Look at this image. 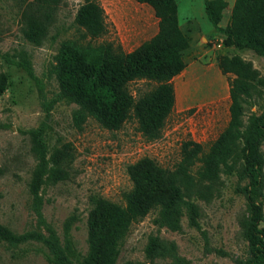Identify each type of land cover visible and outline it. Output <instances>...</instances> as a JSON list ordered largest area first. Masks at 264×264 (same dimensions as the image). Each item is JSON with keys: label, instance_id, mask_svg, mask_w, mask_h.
Segmentation results:
<instances>
[{"label": "rangeland", "instance_id": "1", "mask_svg": "<svg viewBox=\"0 0 264 264\" xmlns=\"http://www.w3.org/2000/svg\"><path fill=\"white\" fill-rule=\"evenodd\" d=\"M84 1L61 0L47 37L35 45L21 33L22 0H0V73L7 76L6 88L0 93V225L16 235L33 234L18 242L0 238V264H54L47 243L53 235L73 264L82 263L89 250L87 216L93 197L124 205L132 188L128 164L148 156L173 169L185 140L200 142L206 151L227 125L232 75L220 71L216 56L240 55L264 78L263 56L249 48L222 45V34L207 20L204 0H176L178 21L190 45L183 53L184 70L172 79L175 102L161 136L145 139L134 119L109 129L89 117L78 127L75 112L79 104L60 84L53 64L61 41L81 34L74 17ZM98 1L104 8L108 31L93 42H112L131 51L157 31L158 18L148 4ZM225 2L221 26L228 23L234 0ZM23 57L30 70L19 65ZM155 85L140 79L129 82L128 89L137 98ZM263 113L264 84L244 103L243 118L248 124L252 116ZM31 128H41L47 153L64 142L73 147L68 178L55 184L44 182L37 198L30 182L39 158L24 132ZM260 149L264 159V138ZM262 171L257 201L263 206L260 225L264 227V162ZM247 185L245 175L222 173L206 197L193 194L175 201L173 224L155 223L157 210L150 211L131 224L115 264H247L250 246L241 226L249 215ZM152 240L155 246L148 253Z\"/></svg>", "mask_w": 264, "mask_h": 264}, {"label": "trees", "instance_id": "2", "mask_svg": "<svg viewBox=\"0 0 264 264\" xmlns=\"http://www.w3.org/2000/svg\"><path fill=\"white\" fill-rule=\"evenodd\" d=\"M152 7L158 18L157 31L131 51H124L112 42H93L108 31L104 8L98 0H85L78 9L74 24L81 30L78 37L61 41L54 56L53 72L60 84L76 98L79 107L75 124L80 127L89 117L109 129H118L130 119L147 140L158 139L167 116L174 107L172 79L185 66L184 51L190 39L180 27L176 0H135ZM61 0H22L21 33L29 42L40 45L56 20ZM225 0H204L209 23L222 34L225 47L249 48L264 57V0H234L228 23L221 26ZM216 63L229 80V120L224 129L205 151L203 145L185 140L180 159L173 169L159 165L143 156L127 165L132 182L125 204L97 196L91 199L87 216L88 255L80 264H115L120 244L131 224L157 210V224H173L175 201L193 194L206 197L211 184L222 173L248 177L246 198L249 215L241 222L250 246L247 264H264L263 206L257 201L263 179L264 113L244 121V103L252 97L264 78L250 60L240 55L218 54ZM19 65L30 70L23 57ZM154 81L156 85L139 97H134L128 84L134 80ZM7 85V76L0 73V93ZM30 136L31 150L39 158L33 171L30 190L35 198L44 182L55 184L65 180L73 160V147L64 142L47 153L41 128L24 131ZM194 215L197 210L194 208ZM72 217L66 220L68 228ZM33 234L16 235L0 225V238L18 242ZM47 243L54 264H73L53 235ZM154 240L147 247L151 253ZM125 264H135L127 261ZM138 264V263H137Z\"/></svg>", "mask_w": 264, "mask_h": 264}, {"label": "crops", "instance_id": "3", "mask_svg": "<svg viewBox=\"0 0 264 264\" xmlns=\"http://www.w3.org/2000/svg\"><path fill=\"white\" fill-rule=\"evenodd\" d=\"M202 77H203V76H202ZM204 79H205V77H204ZM197 80H198V79H197ZM200 86L205 87V90H206V88H208V86L205 85V84H201Z\"/></svg>", "mask_w": 264, "mask_h": 264}]
</instances>
